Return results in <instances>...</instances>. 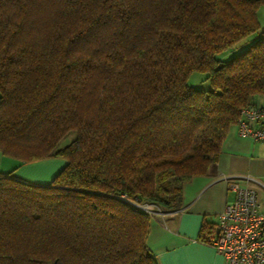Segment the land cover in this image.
<instances>
[{"label": "trees", "instance_id": "1", "mask_svg": "<svg viewBox=\"0 0 264 264\" xmlns=\"http://www.w3.org/2000/svg\"><path fill=\"white\" fill-rule=\"evenodd\" d=\"M260 6L0 0V152L65 160L47 184L0 173V264H158L151 218L180 208L264 97ZM193 72L211 88L189 85Z\"/></svg>", "mask_w": 264, "mask_h": 264}, {"label": "crops", "instance_id": "2", "mask_svg": "<svg viewBox=\"0 0 264 264\" xmlns=\"http://www.w3.org/2000/svg\"><path fill=\"white\" fill-rule=\"evenodd\" d=\"M261 103L264 97L256 102ZM64 164L62 158L21 163L0 152V173L32 183H49ZM230 183L254 189L259 211L264 213V141L238 136L235 126L229 129L208 173L193 176L183 184L180 208L151 218L146 244L158 264H225L211 242L217 234L219 213L235 196ZM202 225L213 230L204 239L200 238Z\"/></svg>", "mask_w": 264, "mask_h": 264}, {"label": "built area", "instance_id": "3", "mask_svg": "<svg viewBox=\"0 0 264 264\" xmlns=\"http://www.w3.org/2000/svg\"><path fill=\"white\" fill-rule=\"evenodd\" d=\"M234 126L238 136L264 141V103L242 108ZM229 187L235 196L219 213L218 232L211 244L225 264H264V213L259 211L258 193L236 183ZM138 206L154 213L150 204Z\"/></svg>", "mask_w": 264, "mask_h": 264}, {"label": "rangeland", "instance_id": "4", "mask_svg": "<svg viewBox=\"0 0 264 264\" xmlns=\"http://www.w3.org/2000/svg\"><path fill=\"white\" fill-rule=\"evenodd\" d=\"M258 21L260 25V29H264V6H260L258 11ZM238 51V49H231L225 52L224 54L218 55L221 59H228L233 54H235ZM188 84L191 85L194 88L198 89H205L208 90L211 88L210 83L208 79L206 78V74L203 72H193L191 76L189 77ZM75 138V132L69 131L59 142L58 146H64L68 144L70 141H72Z\"/></svg>", "mask_w": 264, "mask_h": 264}, {"label": "water", "instance_id": "5", "mask_svg": "<svg viewBox=\"0 0 264 264\" xmlns=\"http://www.w3.org/2000/svg\"><path fill=\"white\" fill-rule=\"evenodd\" d=\"M217 232H218V229H217Z\"/></svg>", "mask_w": 264, "mask_h": 264}]
</instances>
